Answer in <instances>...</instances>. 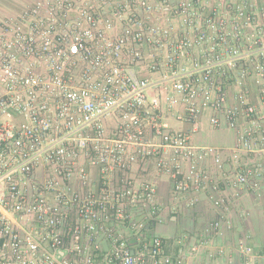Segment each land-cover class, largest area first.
<instances>
[{"label": "built area", "instance_id": "obj_1", "mask_svg": "<svg viewBox=\"0 0 264 264\" xmlns=\"http://www.w3.org/2000/svg\"><path fill=\"white\" fill-rule=\"evenodd\" d=\"M208 113L233 147L194 143ZM163 182L226 212L216 193L264 196V1L34 0L0 16V264H186L152 233Z\"/></svg>", "mask_w": 264, "mask_h": 264}, {"label": "crops", "instance_id": "obj_2", "mask_svg": "<svg viewBox=\"0 0 264 264\" xmlns=\"http://www.w3.org/2000/svg\"><path fill=\"white\" fill-rule=\"evenodd\" d=\"M22 1L27 2L0 0V16ZM208 117L209 113L202 118L201 129L208 123ZM235 142V133L227 129H207L203 136L194 138L196 145L206 146L233 147ZM171 192L169 182L161 183L159 201L162 212L152 231L165 239L168 254L184 256L186 264H244L239 245L246 243L260 255L258 264H264V196L253 189L243 191L241 196L228 190L216 193V198H228L230 204L226 212L214 207L209 193L190 207L188 199H173ZM221 214L224 216L222 234L210 239L204 234V227Z\"/></svg>", "mask_w": 264, "mask_h": 264}, {"label": "rangeland", "instance_id": "obj_3", "mask_svg": "<svg viewBox=\"0 0 264 264\" xmlns=\"http://www.w3.org/2000/svg\"><path fill=\"white\" fill-rule=\"evenodd\" d=\"M33 1H34V0H27V2L22 1V2H19L18 4L16 3V6L19 7V6H22V5H24V4L31 3V2H33ZM260 1H264V0H260ZM23 2H24V3H23ZM206 128L208 129V131L211 129V127H210V125H209L208 123L206 124L205 127H203V129H200L199 133L196 134L194 138L198 137L199 135H200V136H203L204 133L207 132V129H206ZM193 141H194V139H193Z\"/></svg>", "mask_w": 264, "mask_h": 264}, {"label": "water", "instance_id": "obj_4", "mask_svg": "<svg viewBox=\"0 0 264 264\" xmlns=\"http://www.w3.org/2000/svg\"><path fill=\"white\" fill-rule=\"evenodd\" d=\"M149 228V227H148Z\"/></svg>", "mask_w": 264, "mask_h": 264}]
</instances>
